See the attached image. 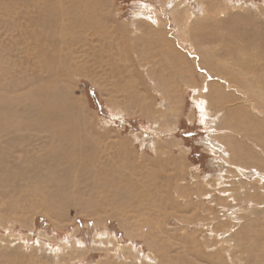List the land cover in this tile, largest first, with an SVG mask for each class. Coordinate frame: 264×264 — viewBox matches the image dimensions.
<instances>
[{
  "label": "rangeland",
  "instance_id": "obj_1",
  "mask_svg": "<svg viewBox=\"0 0 264 264\" xmlns=\"http://www.w3.org/2000/svg\"><path fill=\"white\" fill-rule=\"evenodd\" d=\"M61 1L0 0V264H264V0Z\"/></svg>",
  "mask_w": 264,
  "mask_h": 264
},
{
  "label": "bare ground",
  "instance_id": "obj_2",
  "mask_svg": "<svg viewBox=\"0 0 264 264\" xmlns=\"http://www.w3.org/2000/svg\"><path fill=\"white\" fill-rule=\"evenodd\" d=\"M15 1V0H14ZM27 1V0H26ZM29 1V0H28ZM31 1V0H30ZM63 1V0H62ZM61 1V2H62ZM72 1L71 0H67V3L68 4H70ZM74 2V1H73ZM26 3V2H25ZM75 3V2H74ZM39 10V9H38ZM37 10V11H38ZM36 11V12H37ZM44 11H46V10H44ZM47 11H50V10H47ZM50 13V12H49ZM50 16V15H49ZM26 50V49H25ZM38 50V49H37ZM50 50V49H49ZM71 49H67V50H65L64 52H66V51H70ZM33 51V50H32ZM60 51H61V49H60ZM73 51V50H72ZM37 51H35V53H36ZM54 52V51H53ZM59 52V51H58ZM63 52V53H64ZM71 52V51H70ZM80 52V51H79ZM24 53V52H23ZM32 53V52H31ZM39 54L41 53L40 51L38 52ZM51 53V52H50ZM72 53V52H71ZM75 53V52H74ZM73 53V54H74ZM43 54V53H42ZM62 54V53H61ZM250 54V53H249ZM26 55V54H25ZM36 56H37V54H35ZM51 55V54H50ZM256 55H258V53L256 54ZM20 56H22V54L20 55ZM32 56V55H31ZM75 56H76V54H75ZM253 56H254V54H253ZM24 57V56H23ZM64 57H65V55H64ZM73 57V56H72ZM247 57V56H246ZM28 58H29V56H28ZM27 58V59H28ZM31 58V57H30ZM39 58V57H38ZM37 58V59H38ZM41 58V57H40ZM59 58H62V57H60V54L59 55H57L56 56V54H55V56L54 57H52V58H49L48 59V62L50 63H48L49 65V67H51L50 65L52 64V66L55 64L56 65V63H58V65H59V67H60V63L65 67L66 65H64V62L66 63V61L65 60H63V61H61V59H59ZM67 58V57H66ZM65 58V59H66ZM255 58H256V60L258 59L256 56H255ZM23 59V58H22ZM42 59V58H41ZM59 59V60H58ZM63 59V58H62ZM68 59H70V58H68ZM40 60V59H39ZM45 60V59H44ZM243 60V59H242ZM250 60V59H249ZM253 60H254V58H253ZM246 62H247V58H246V60H245ZM39 63H40V61H38ZM243 62V61H242ZM34 63V62H33ZM45 63V62H44ZM47 63V62H46ZM255 63H257V61L255 62H250V63H248V64H250L252 67H254L255 69H257L258 70V74L254 77V80L252 81V86H254L255 85V83L256 82H258V81H260L261 82V87H260V92H258V93H256V95H255V93H253V92H251L249 95H250V100H252V101H255V100H257V102H258V100H259V98L258 97H260V96H263L264 97V67H262V68H260L259 67V63H257V64H255ZM27 65V64H26ZM35 65V64H34ZM47 65V64H46ZM57 65V66H58ZM69 65V64H68ZM263 65V64H262ZM28 66V65H27ZM29 66H31V65H29ZM44 66V65H43ZM56 66V67H57ZM264 66V65H263ZM36 68V67H35ZM42 68V67H41ZM55 68V67H54ZM54 68H52V69H54ZM63 68V67H62ZM62 68H60V69H62ZM68 68V67H67ZM31 69V68H30ZM37 69V68H36ZM39 69V68H38ZM43 69V68H42ZM41 69V70H42ZM48 69V68H47ZM50 70V69H49ZM62 70H64V68L62 69ZM61 70V71H62ZM51 71V70H50ZM55 71V70H54ZM57 71V70H56ZM65 71V70H64ZM38 73V72H37ZM41 73V72H40ZM58 73V72H57ZM61 73H63V72H61ZM48 74V73H47ZM40 75V74H39ZM38 75V76H39ZM41 76V75H40ZM60 76V75H59ZM37 77V76H36ZM35 77V78H36ZM52 77V76H51ZM32 79H34L33 77H31ZM40 78V77H39ZM53 80V79H52ZM33 81V80H32ZM57 81H58V79H57ZM244 79H239V83H241V85H243V83H244ZM34 82V81H33ZM56 82V81H55ZM11 83V82H10ZM48 83V82H47ZM29 84V83H28ZM38 84V83H37ZM50 84V83H49ZM49 84H45V85H43V86H41L40 88H38L37 90H34L33 88L32 89H30L29 91H28V96H29V101H28V104L26 103V99H24L25 100V103H26V108H27V110H26V114H28V113H30L31 112V110H32V108L34 107L33 105H35L36 103H37V97H38V95H40V94H43L44 96L45 95H50L49 93L50 92H52V91H50L49 90V88L50 87H48L49 86ZM55 84V83H54ZM57 84V83H56ZM52 84H50V86H51ZM62 85V84H61ZM36 86V85H35ZM53 86V85H52ZM2 87V86H1ZM15 87V86H14ZM31 87V86H30ZM34 87V86H33ZM7 88H9L8 86H7ZM36 88V87H35ZM1 89H5V88H1ZM13 90V89H12ZM11 90V91H12ZM18 90V89H17ZM26 90H28V89H26ZM53 90V89H52ZM7 91V90H6ZM14 91V90H13ZM12 91V92H13ZM16 91V90H15ZM4 92V91H3ZM11 92V93H12ZM6 93H8V92H6ZM5 94V93H4ZM13 94V93H12ZM24 94H25V92H24ZM58 94V93H57ZM36 95H37V97H36ZM42 95V96H43ZM64 95V94H63ZM4 96H6V95H4ZM9 96V95H8ZM40 97L41 99L43 98V97ZM52 96V95H51ZM246 96V95H245ZM10 97V96H9ZM8 97V98H9ZM16 97V96H15ZM21 97H23V96H21ZM64 97V96H63ZM62 97V98H63ZM3 98V97H2ZM11 98V97H10ZM13 98V97H12ZM19 98V97H18ZM45 98H46V96H45ZM5 99H7V98H5ZM16 99V98H15ZM47 99V98H46ZM46 99L44 100V101H46ZM64 99V98H63ZM9 100V99H8ZM39 100V99H38ZM58 100H59V98H58ZM4 101V100H3ZM11 101V100H10ZM66 101V100H65ZM5 102V101H4ZM12 102H14V101H12ZM56 102V101H55ZM59 102H62V101H59ZM64 102V101H63ZM261 102V101H260ZM15 103V102H14ZM16 103H18V102H16ZM41 103H42V101H41ZM40 103V101H39V104H41ZM57 103V102H56ZM6 104V103H5ZM23 104H24V102H23ZM7 105V104H6ZM9 105H10V103H9ZM25 105V104H24ZM38 105V104H37ZM48 105H49V103H48ZM54 104H52V106H53ZM11 106V105H10ZM13 106V105H12ZM39 106V105H38ZM37 106V107H38ZM43 106V105H42ZM41 106V107H42ZM66 106H67V104H66ZM252 106H255L256 108H258V109H261V106H258L255 102H253L252 103ZM4 107H5V105H4ZM13 107H18V106H13ZM21 107H22V105H21ZM37 107H35V108H37ZM57 107L58 106H56V109H57ZM0 108H2V107H0ZM9 108V107H8ZM40 108V107H39ZM55 108V107H54ZM58 108H60V110H61V107L59 106ZM4 109V108H3ZM38 109V108H37ZM37 109H35V110H37ZM42 109V108H41ZM18 110V109H17ZM17 110H16V113H17ZM58 110V109H57ZM7 111H8V109H7ZM41 112H44V110L42 111L41 110ZM57 112H59V111H57ZM62 112H64V111H62ZM13 113V112H12ZM20 112H18V114H19ZM49 113V112H48ZM31 114V113H30ZM42 114V113H41ZM47 114V113H46ZM53 114V113H52ZM62 114V113H61ZM73 114V113H72ZM1 115V114H0ZM4 115V114H3ZM8 115V114H7ZM17 115V114H16ZM32 115V114H31ZM31 115H30V117H31ZM55 114H53V116H54ZM58 115V114H57ZM6 118H7V116H6V113H5V115H4ZM3 116V117H4ZM9 116H11L10 115V113H9ZM19 116V115H18ZM26 116V115H25ZM27 116H29V115H27ZM37 116H39V114H37V115H33V118H35L36 117V119H37ZM42 116H44L43 114H42ZM42 116H41V118H42ZM46 116V115H45ZM44 116V117H45ZM52 115L50 114V119L53 117H51ZM72 116V115H71ZM47 117V116H46ZM55 117V116H54ZM6 118H4V119H6ZM39 119H40V116L38 117ZM63 118V117H62ZM68 118V117H67ZM72 118V117H71ZM3 119V120H4ZM10 119H12V118H10ZM21 119V118H20ZM20 119H19V121H20ZM26 119H29V117L28 118H26ZM47 119H49V118H47ZM55 119V118H54ZM57 119V118H56ZM69 119V118H68ZM12 120H14V119H12ZM16 120V119H15ZM23 121H24V119H22ZM33 120H35V119H32L31 118V120L30 121H33ZM45 120V119H44ZM58 120V119H57ZM65 119H63V121H64ZM73 120H76L75 118L73 119ZM72 120V121H73ZM0 121H1V119H0ZM11 121V120H10ZM17 122V123H22V121L21 122ZM46 121V120H45ZM9 122V121H8ZM13 122H16V121H13ZM25 122V121H24ZM23 122V123H24ZM60 122H62L61 121V118H60ZM11 123H12V121H11ZM10 122H9V125H12ZM22 123V127H24L26 124H27V127H28V123H27V121L25 122L26 124L24 125ZM31 123V122H30ZM34 123V122H33ZM50 123V122H49ZM70 123H73V122H71L70 121ZM6 124H7V122H6ZM57 124V123H56ZM65 124V123H64ZM64 124H61L62 126L64 125ZM3 125V124H2ZM19 125V124H18ZM30 125V124H29ZM38 125V124H37ZM57 125H59V124H57ZM71 125V124H70ZM78 125V124H77ZM76 125V126H77ZM1 126V125H0ZM15 126V125H14ZM21 126V125H20ZM46 126V125H45ZM79 126H80V124H79ZM9 127V126H8ZM18 127V129H19V126H17ZM26 127V126H25ZM24 127V128H25ZM31 127H32V123H31ZM43 127V126H42ZM64 127V126H63ZM66 127V126H65ZM5 128V127H4ZM7 128V127H6ZM15 128V127H14ZM29 128H30V126H29ZM58 128V127H57ZM56 128V129H57ZM72 128V127H71ZM79 128V127H78ZM78 128H76L77 130H78ZM2 129V128H1ZM63 129L64 128H62V131H63ZM66 129V128H65ZM73 129H75V128H73ZM81 129V128H80ZM84 129V128H83ZM5 130V129H4ZM10 130L11 129H9L8 131L10 132ZM14 130V129H13ZM13 130H11V131H13ZM20 130H21V128H20ZM24 130V129H23ZM28 130V129H27ZM49 130V129H48ZM58 130V129H57ZM70 131H72L71 129H69ZM8 131H6V132H8ZM15 131V130H14ZM19 131V130H18ZM22 131V130H21ZM25 131H26V128H25ZM30 131V130H29ZM62 131H60V133L59 134H62L61 132ZM66 131V130H65ZM65 131H64V133H65ZM67 131H68V128H67ZM5 132V131H4ZM17 132V130L14 132V133H16ZM28 132V131H27ZM69 132V131H68ZM83 131L81 130L79 133H82ZM12 133V132H11ZM18 133V132H17ZM75 133V132H74ZM85 133V132H84ZM40 134V133H39ZM38 134V135H39ZM56 134V133H55ZM58 134V135H59ZM75 134H77V133H75ZM74 134V135H75ZM88 134V133H87ZM86 134V135H87ZM57 135V134H56ZM65 135H66V133H65ZM68 135V134H67ZM78 135V134H77ZM76 135V136H77ZM81 135V134H80ZM82 135H84V136H86L85 134H82ZM6 136V135H5ZM51 136V135H50ZM55 136V135H54ZM62 136H64L63 134H62ZM16 137V136H15ZM64 137H66V136H64ZM91 137V136H90ZM89 137V138H90ZM71 138H72V136H71ZM83 138V137H82ZM86 138V137H85ZM4 139V138H3ZM5 139H6V137H5ZM4 139V140H5ZM40 139V138H39ZM47 139V138H46ZM51 139V138H50ZM63 139V138H62ZM67 139V138H66ZM68 139H70L69 138V136H68ZM77 139V138H76ZM75 139V140H76ZM79 139V138H78ZM33 140H34V138H33ZM42 140V139H41ZM71 140V139H70ZM88 141L90 140V139H87ZM93 140V139H92ZM48 141V140H47ZM72 142H74L73 141V139L71 140ZM91 141V140H90ZM65 142V141H64ZM63 142V143H64ZM70 142V141H69ZM68 141L64 144V146L68 143V144H70L71 145V143H69ZM58 143H59V141H58ZM78 143L79 142H76V143H74L73 144V146L75 147V148H71L69 151H68V155H67V157H68V159L70 160V163H71V166L72 167H75V168H77V169H84V166L86 165L85 163L88 161V157L89 156H92L93 157V155H91L92 153H91V151H88L87 149H86V145L84 144V142H82V143H79L80 145H78ZM89 143V142H88ZM69 145V147H71ZM62 146V145H61ZM68 146V145H67ZM63 147V146H62ZM59 148V151H60V147H58ZM58 148H56L57 150H56V152L55 153H57L58 152ZM261 149V148H260ZM264 149V148H263ZM31 150V149H30ZM94 151V150H93ZM53 152V153H54ZM61 152H63V151H61ZM95 153V152H94ZM51 154V153H50ZM65 154V153H64ZM59 155V154H58ZM95 155V154H94ZM28 157H30V155L28 156ZM64 157V156H63ZM96 157V156H95ZM94 157V158H95ZM58 158H60V157H58ZM61 158H62V156H61ZM66 158V157H65ZM98 158V157H97ZM67 159V158H66ZM67 159V160H68ZM68 160V161H69ZM30 161V160H29ZM37 162V161H36ZM46 162V161H45ZM60 162V161H59ZM61 162H62V160H61ZM66 162V161H65ZM47 163V162H46ZM56 163H57V161H56ZM69 163V164H70ZM35 164V163H34ZM65 164V163H64ZM37 165V164H36ZM62 167H63V165H62ZM90 168V167H89ZM68 170H69V168H67ZM71 169V168H70ZM94 169V168H93ZM105 171H104V170ZM86 170V169H85ZM110 170V169H109ZM71 172H73L72 170H70ZM91 171V170H90ZM94 171V170H93ZM99 171H100V173H103V174H108V170L107 169H105V168H102V169H100L99 168ZM40 172V171H39ZM47 172V171H46ZM23 176V175H22Z\"/></svg>",
  "mask_w": 264,
  "mask_h": 264
},
{
  "label": "trees",
  "instance_id": "obj_3",
  "mask_svg": "<svg viewBox=\"0 0 264 264\" xmlns=\"http://www.w3.org/2000/svg\"><path fill=\"white\" fill-rule=\"evenodd\" d=\"M89 98H90V102L92 103V105L94 106H96L97 105V103L95 102V101H97L98 100V98L94 95H92L91 94V91L89 92Z\"/></svg>",
  "mask_w": 264,
  "mask_h": 264
}]
</instances>
